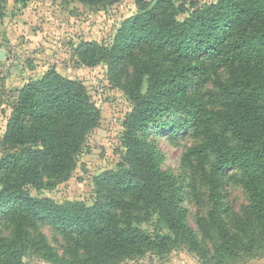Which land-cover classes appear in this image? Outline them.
Returning <instances> with one entry per match:
<instances>
[{
	"label": "trees",
	"instance_id": "16d2710c",
	"mask_svg": "<svg viewBox=\"0 0 264 264\" xmlns=\"http://www.w3.org/2000/svg\"><path fill=\"white\" fill-rule=\"evenodd\" d=\"M118 1L62 0L100 8ZM135 1L139 11L110 47L85 41L75 49L80 66H106L133 104L123 122L122 162L95 177L92 204L33 195L72 177L100 123L87 87L51 69L13 97L0 135V220L12 226L10 237L0 233V264H26L30 251L43 250L45 238L34 236L40 223L73 241L68 264L136 262L181 247L202 251L186 220L182 187L163 170L150 140L153 128L197 140L185 162L209 186L212 208L202 228L217 229V258L251 246L227 223L220 179L228 171L248 194L247 219L264 238V0ZM6 4L0 0V21Z\"/></svg>",
	"mask_w": 264,
	"mask_h": 264
},
{
	"label": "rangeland",
	"instance_id": "374dc122",
	"mask_svg": "<svg viewBox=\"0 0 264 264\" xmlns=\"http://www.w3.org/2000/svg\"><path fill=\"white\" fill-rule=\"evenodd\" d=\"M205 3L214 0H196ZM139 11L135 0H119L106 8L88 7L62 0H7L5 18L0 21V135L5 133L11 115V103L30 79L41 78L55 69L63 77L83 83L101 112V120L87 137L77 159L72 177L54 190L34 196L48 197L57 203L82 201L92 204L95 198L94 179L106 171H116L125 148L121 136L125 117L133 104L120 87L119 80L104 65L80 66L75 49L81 42H97L110 47L122 23ZM127 75L132 70L127 67ZM125 78L123 77V82ZM153 127V126H152ZM150 140L158 147L163 170L174 175L183 191L186 220L200 241L202 251L181 247L164 255L148 253L136 262L122 264H264V238L247 219L249 197L228 171L221 176L222 195L229 208L227 223L233 235L245 238L246 247L235 246L236 256L217 258V229L204 230V219L211 210L209 186L195 176L185 162L189 148L197 144L189 134L172 135L153 128ZM1 157V154H0ZM143 229L154 230L152 223L142 222ZM11 223L0 220V233L10 237ZM41 234L46 244L41 251H30L26 264H68L73 241L46 223L36 226L34 236ZM251 248V250H248ZM49 252V254H48ZM52 257V258H50Z\"/></svg>",
	"mask_w": 264,
	"mask_h": 264
},
{
	"label": "crops",
	"instance_id": "0c3cea01",
	"mask_svg": "<svg viewBox=\"0 0 264 264\" xmlns=\"http://www.w3.org/2000/svg\"><path fill=\"white\" fill-rule=\"evenodd\" d=\"M6 19V18H5ZM20 90V89H19ZM14 91H17L18 92V89H14ZM16 95H17V93H16Z\"/></svg>",
	"mask_w": 264,
	"mask_h": 264
}]
</instances>
